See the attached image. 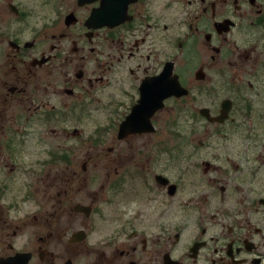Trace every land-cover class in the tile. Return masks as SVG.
Listing matches in <instances>:
<instances>
[{
  "label": "flooded vegetation",
  "instance_id": "af4514ba",
  "mask_svg": "<svg viewBox=\"0 0 264 264\" xmlns=\"http://www.w3.org/2000/svg\"><path fill=\"white\" fill-rule=\"evenodd\" d=\"M0 264H264V0H0Z\"/></svg>",
  "mask_w": 264,
  "mask_h": 264
},
{
  "label": "rangeland",
  "instance_id": "374dc122",
  "mask_svg": "<svg viewBox=\"0 0 264 264\" xmlns=\"http://www.w3.org/2000/svg\"><path fill=\"white\" fill-rule=\"evenodd\" d=\"M172 138L174 137L172 136ZM83 139H86V140H83ZM112 140H115V138L111 135H106V136L101 137V135L92 131L91 128H87L84 134L81 136V138L80 136L70 137V139L65 140L64 143L76 146L77 149L69 153L72 156L74 155L73 157H75L76 159L84 160V159H88V156L92 155L90 158L91 160H99V159H102L101 152L99 151L105 150V148L102 147L103 144H105V142L106 144H110ZM59 141L63 142V139L60 137ZM80 144L82 145L84 144L85 146L83 147L82 150H81V147H78V145ZM113 153L115 154V151H113ZM108 157H109V154H108ZM108 159H110V157ZM172 169H173L172 176L175 177L176 172L174 170L176 168L173 167Z\"/></svg>",
  "mask_w": 264,
  "mask_h": 264
}]
</instances>
